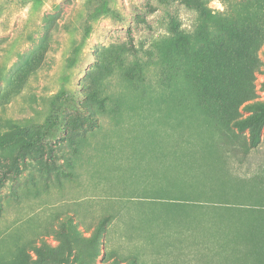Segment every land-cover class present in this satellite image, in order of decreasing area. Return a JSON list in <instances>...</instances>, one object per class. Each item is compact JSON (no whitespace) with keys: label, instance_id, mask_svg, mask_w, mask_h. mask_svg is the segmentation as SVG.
Listing matches in <instances>:
<instances>
[{"label":"rangeland","instance_id":"rangeland-1","mask_svg":"<svg viewBox=\"0 0 264 264\" xmlns=\"http://www.w3.org/2000/svg\"><path fill=\"white\" fill-rule=\"evenodd\" d=\"M207 6L264 35V0ZM215 26L181 0H0V136L45 133L18 171L0 151V264H41L29 242L68 219L83 251L105 216L83 264H264V134L242 160L216 146Z\"/></svg>","mask_w":264,"mask_h":264},{"label":"trees","instance_id":"trees-1","mask_svg":"<svg viewBox=\"0 0 264 264\" xmlns=\"http://www.w3.org/2000/svg\"><path fill=\"white\" fill-rule=\"evenodd\" d=\"M32 1L34 9L39 7L41 0ZM181 1L194 10L200 19L216 22L218 30L214 29L215 34H223L226 38V44L213 42L209 72L203 74L204 95L215 103L216 146L229 156L242 160L260 145L264 134V99H260L255 85L256 73H261L263 80L259 90L264 91V65L254 55L258 44L264 43L263 29L253 20L245 26L239 25L237 15L216 16L208 8L207 0ZM101 13H111L106 2L93 12V18ZM44 135L39 131L29 134L28 129L16 126L0 136V151L17 145L9 166L18 171L17 160L40 152ZM5 173L0 175V185ZM107 219V216L101 218L96 231L89 237L90 245L83 251L75 249L80 236L71 219L58 232L57 245L52 246L41 239L40 244L30 241L29 246L41 264H72L73 260H76L75 264H83L82 258L91 259L97 253V239L105 229Z\"/></svg>","mask_w":264,"mask_h":264}]
</instances>
